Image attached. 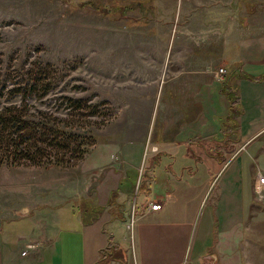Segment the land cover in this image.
<instances>
[{
    "label": "rangeland",
    "instance_id": "obj_1",
    "mask_svg": "<svg viewBox=\"0 0 264 264\" xmlns=\"http://www.w3.org/2000/svg\"><path fill=\"white\" fill-rule=\"evenodd\" d=\"M257 36L264 0H0V87H51L36 103L47 111L64 95L96 106L82 125L92 137L88 153L77 159L75 143L73 166H0V227L31 213L52 224L87 185L83 162L97 144L151 152L169 131L171 98L189 87L184 94L196 99L204 85L218 98L227 73L215 72L235 60L237 41ZM262 152L251 151L256 160L246 163L264 174ZM203 220L199 211L194 226ZM64 243L57 264H68ZM79 247L72 245L75 259ZM241 252L242 264H264V191L246 215Z\"/></svg>",
    "mask_w": 264,
    "mask_h": 264
},
{
    "label": "crops",
    "instance_id": "obj_2",
    "mask_svg": "<svg viewBox=\"0 0 264 264\" xmlns=\"http://www.w3.org/2000/svg\"><path fill=\"white\" fill-rule=\"evenodd\" d=\"M236 48L235 60L221 66L227 75L237 67L264 76V36L241 39ZM225 80L216 84L218 98L207 94L206 85L196 99L184 94L189 87L179 98L174 95L169 131H161L151 152L144 144L94 146L82 167L87 185L59 206L52 224L42 225L40 214L31 213L0 227V264H57L62 240L68 264H97L101 252L113 246L122 254L110 264H242L245 219L258 194L256 175L264 176L246 163L256 160L251 151H264V78H231L242 107L235 132L222 128L229 110ZM112 195L116 199L109 205ZM71 201L103 210L84 224ZM156 203L162 209L150 210ZM199 211L204 220L198 228ZM74 243L80 245L77 259Z\"/></svg>",
    "mask_w": 264,
    "mask_h": 264
},
{
    "label": "trees",
    "instance_id": "obj_3",
    "mask_svg": "<svg viewBox=\"0 0 264 264\" xmlns=\"http://www.w3.org/2000/svg\"><path fill=\"white\" fill-rule=\"evenodd\" d=\"M222 84V93L229 103L228 115L222 125L224 131H236V118L242 113L237 85L231 78L261 80L241 72L239 68L229 69ZM52 93L51 87H0V166L6 167H71L76 158L82 159L88 153L91 136L85 132L84 123L94 114L96 106L64 95L56 99L48 111L36 107ZM76 104V107H75ZM45 108V106H44ZM76 123V127H75ZM83 130V132H82ZM111 196L109 205L115 202ZM72 211L79 213L84 224L96 220L102 207L82 201H71ZM122 254L117 247L101 252L97 264H110Z\"/></svg>",
    "mask_w": 264,
    "mask_h": 264
},
{
    "label": "built area",
    "instance_id": "obj_4",
    "mask_svg": "<svg viewBox=\"0 0 264 264\" xmlns=\"http://www.w3.org/2000/svg\"><path fill=\"white\" fill-rule=\"evenodd\" d=\"M225 69H223V68H219L216 72H215V74H216V76H217V78L218 79H222V77H223V75L225 74ZM255 188H256V192L258 193V194H260L262 191H263V189H264V176H262L260 173H258L257 174V176H256V184H255ZM162 209V205L161 204H159V203H156V204H152L151 206H150V210H152V211H160ZM133 222H131V224H132ZM26 254V251H23L22 253H21V255H25Z\"/></svg>",
    "mask_w": 264,
    "mask_h": 264
}]
</instances>
